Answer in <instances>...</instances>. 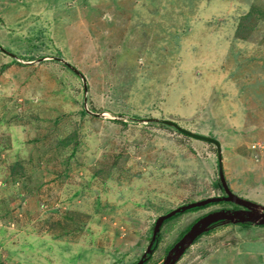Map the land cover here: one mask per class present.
Masks as SVG:
<instances>
[{
  "label": "rangeland",
  "instance_id": "obj_1",
  "mask_svg": "<svg viewBox=\"0 0 264 264\" xmlns=\"http://www.w3.org/2000/svg\"><path fill=\"white\" fill-rule=\"evenodd\" d=\"M0 44V264H134L159 215L225 194L217 146L165 118L216 137L231 189L264 206V0H0ZM237 205L178 212L145 264ZM250 222L174 264H264Z\"/></svg>",
  "mask_w": 264,
  "mask_h": 264
},
{
  "label": "water",
  "instance_id": "obj_2",
  "mask_svg": "<svg viewBox=\"0 0 264 264\" xmlns=\"http://www.w3.org/2000/svg\"><path fill=\"white\" fill-rule=\"evenodd\" d=\"M0 47H1V44H0ZM53 57L63 60L70 68H72L75 72H78L77 68L73 66L71 63H69L68 61L64 60L61 57H57V56H53ZM79 74L81 73L79 72ZM82 78L85 81V78L83 75H82ZM163 121L165 123L174 125L181 132L185 134H188L195 138L206 140L208 142H212L217 146L219 177H220L222 186L225 190V194L218 195V196H210V197H205V198H201L198 200L190 201L188 203L179 205L176 208H173L164 214L159 215L154 222L151 240L145 252L143 253L142 257L135 264H143L146 258V255L152 252L153 243L157 237V233L160 231L163 221L175 215L176 213L185 211L187 209H191L194 207L206 205L211 202H217V201H222V200L232 201L234 203L241 204L246 207L245 209L221 208V209L210 211L204 214L203 216H201L200 218H198L196 221H194L191 224L189 229L181 236V238L170 248L162 264H174L176 259L188 247V245L191 244L201 232L205 231L212 223L216 222L217 220H228L231 222L251 221V222H256L259 224H264V206L258 205L256 202L238 195L230 188L227 182L225 173H224V169H223L222 147H221L220 141L214 136L199 133V132H194L188 128H185L181 126L179 123H177L175 120L165 118Z\"/></svg>",
  "mask_w": 264,
  "mask_h": 264
},
{
  "label": "flooded vegetation",
  "instance_id": "obj_3",
  "mask_svg": "<svg viewBox=\"0 0 264 264\" xmlns=\"http://www.w3.org/2000/svg\"><path fill=\"white\" fill-rule=\"evenodd\" d=\"M231 202H232V201H231ZM237 206H238V207H231L230 209H234V208L245 209V208H246L244 205H241V204H238ZM226 208H227V207H226ZM220 209H221V208H220ZM197 219H198V218H197ZM223 221H228V220H217V221L214 222V223H218V224H220V223L223 222ZM228 222H230V221H228ZM232 223H233V222H232ZM191 224H192V223H191ZM191 224H190V226H191ZM188 229H189V228H186L185 231H184V233H185ZM179 239H180V238H179ZM153 244H154V243H153ZM154 245H155V244H154ZM151 253H152V252H151ZM151 253H148V254L146 255V258H145L143 264H145L146 261L149 259ZM167 253H168V252H167ZM142 255H143V254H142ZM142 255H141V257H142ZM166 255H167V254H166ZM141 257H140V258H141ZM140 258H139V259H140ZM139 259H138V260H139ZM164 259H165V257H164ZM164 259H163V261H164ZM138 260H137V261H138ZM137 261H136V262H137ZM163 261H161L159 264H162ZM136 262H134V264H135Z\"/></svg>",
  "mask_w": 264,
  "mask_h": 264
},
{
  "label": "trees",
  "instance_id": "obj_4",
  "mask_svg": "<svg viewBox=\"0 0 264 264\" xmlns=\"http://www.w3.org/2000/svg\"><path fill=\"white\" fill-rule=\"evenodd\" d=\"M210 204V203H209ZM208 205V204H207ZM177 214V213H176ZM173 216H175V215H173ZM173 216H171V217H173ZM171 217H169V218H167V219H165L164 221H166V220H168V219H170ZM249 222V221H248ZM164 223V222H163ZM251 223V222H250ZM204 233V232H203ZM202 234V233H201ZM201 234H199V235H201ZM198 235V236H199ZM159 236H160V231L157 233V237H156V239H155V241H154V244H153V249L155 248V246L157 245V242L159 241Z\"/></svg>",
  "mask_w": 264,
  "mask_h": 264
},
{
  "label": "clouds",
  "instance_id": "obj_5",
  "mask_svg": "<svg viewBox=\"0 0 264 264\" xmlns=\"http://www.w3.org/2000/svg\"><path fill=\"white\" fill-rule=\"evenodd\" d=\"M222 187H223V186H222ZM230 188H231V187H230ZM222 201H224V200H222ZM217 202H220V201H217ZM211 203H213V202H211ZM211 203H210V204H211ZM208 204H209V203H208ZM206 205H207V204H206ZM202 206H204V205H202ZM198 207H200V206H198ZM194 208H197V207H194ZM195 221H196V220H195ZM163 222H164V221H163ZM230 222H231V221H230ZM162 224H163V223H162ZM212 224H214V223H212ZM212 224H211V225H212ZM211 225H210V226H211ZM161 226H162V225H161ZM208 228H209V227H208ZM208 228H207V230H208ZM203 232H204V231H203ZM203 232H201V233H203ZM201 233H200V234H201ZM180 238H181V237H180ZM150 240H151V239H150ZM178 240H179V239H178ZM178 240H177V241H178ZM177 241H176V242H177ZM176 242H175V243H176ZM175 243H174V244H175ZM174 244H173V245H174ZM173 245H172V246H173ZM152 247H153V246H152ZM169 250H170V249H169ZM169 250H168V251H169ZM152 251H153V248H152ZM144 252H145V251H144ZM150 253H151V252H150ZM165 257H166V256H165Z\"/></svg>",
  "mask_w": 264,
  "mask_h": 264
},
{
  "label": "bare ground",
  "instance_id": "obj_6",
  "mask_svg": "<svg viewBox=\"0 0 264 264\" xmlns=\"http://www.w3.org/2000/svg\"><path fill=\"white\" fill-rule=\"evenodd\" d=\"M73 24H74V23H73ZM73 24H72V25H73ZM75 27H76V26H75ZM71 29H72V28H71Z\"/></svg>",
  "mask_w": 264,
  "mask_h": 264
}]
</instances>
